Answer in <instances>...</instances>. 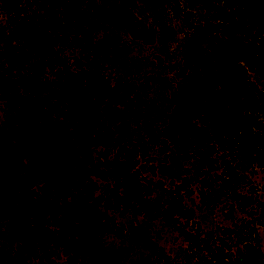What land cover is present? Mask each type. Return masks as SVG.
I'll return each instance as SVG.
<instances>
[{"label":"trees","instance_id":"trees-1","mask_svg":"<svg viewBox=\"0 0 264 264\" xmlns=\"http://www.w3.org/2000/svg\"><path fill=\"white\" fill-rule=\"evenodd\" d=\"M65 1L0 0L8 21L0 23V213L16 215L27 234L53 242L74 262L120 264L98 235L110 216L98 204L84 210L95 189L90 178L105 179L97 187L107 194V208L170 222L191 218L184 196L197 179L201 199L226 196L230 207L251 217L190 233L184 260L166 257L159 264H264L257 229L263 204L241 191L244 171L264 169V90L251 79L264 76V0H201V19L187 24L163 135L191 168L168 184L142 176L136 147L116 142L111 127L90 112L105 100L127 103L96 60L73 53L53 61L68 38L54 30L46 12L49 6L59 12ZM135 1L85 0V6L115 29L151 42L152 28L136 18ZM26 50L50 56L55 68L21 66L19 52ZM12 69L22 84L5 76ZM26 84L34 96L20 91ZM68 192L72 203L63 200Z\"/></svg>","mask_w":264,"mask_h":264},{"label":"rangeland","instance_id":"rangeland-1","mask_svg":"<svg viewBox=\"0 0 264 264\" xmlns=\"http://www.w3.org/2000/svg\"><path fill=\"white\" fill-rule=\"evenodd\" d=\"M135 2L136 18L152 28L151 42L135 39L97 18L85 6V0H66L59 12L49 6L46 12L49 22L54 25L56 32L68 38L63 43L68 45L67 48L59 47L57 43L58 55L53 56V61L54 58L71 56L73 53L77 56L85 54L96 60L99 72L116 86L127 103L122 105L105 100L95 105L90 112L111 127L116 142L123 141L136 147V168L148 181L156 183L161 180L165 184L170 181L179 182L186 170L191 168V161L183 159L174 151L163 132L170 112V93L175 89L182 72L183 45L186 33L190 32L188 25L201 19L203 8L201 0ZM6 22L7 18L0 13V23ZM17 63L40 72H49L55 68L50 56L40 55L37 51L19 52ZM4 73L7 78L10 76L14 80L15 86L22 84L13 77L16 74L13 69L12 72L7 70ZM251 79L259 91L264 90V76L251 74ZM20 89L23 94L30 96L36 93L27 84L21 85ZM4 103L0 99V123L3 120ZM260 118L264 121V114ZM244 172L246 183L242 185L241 191L251 194L263 204L257 213V229L264 255V191L261 190L264 169L252 167ZM90 179L95 183V189L84 210L98 204L100 213L110 216L111 219L100 226L98 235L102 245L120 264H159L166 257L183 261L188 251L187 239L190 233L197 230L209 232L217 226H228L234 217H251L230 207L233 201L226 196L217 200L201 199L198 193L201 186L197 179L191 182V192L184 196V204L192 210L189 219L170 222L163 215L147 218L131 212L123 213L107 208L104 204L103 199L107 194L99 190L97 185L102 186L100 184L105 183V179ZM40 187L41 184H37L35 189L39 192ZM70 194L68 192L63 196L67 203L73 202ZM6 216L0 213V264L81 262L71 260V253L63 251L53 242L27 234L23 224L16 222V215ZM33 218L32 214L31 220Z\"/></svg>","mask_w":264,"mask_h":264}]
</instances>
